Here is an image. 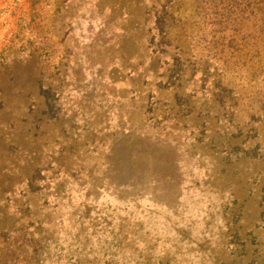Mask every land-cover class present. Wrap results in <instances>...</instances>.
<instances>
[{"label":"rangeland","instance_id":"rangeland-1","mask_svg":"<svg viewBox=\"0 0 264 264\" xmlns=\"http://www.w3.org/2000/svg\"><path fill=\"white\" fill-rule=\"evenodd\" d=\"M262 36L233 0H0V264H264Z\"/></svg>","mask_w":264,"mask_h":264},{"label":"trees","instance_id":"trees-1","mask_svg":"<svg viewBox=\"0 0 264 264\" xmlns=\"http://www.w3.org/2000/svg\"><path fill=\"white\" fill-rule=\"evenodd\" d=\"M261 2L263 0H233V43L235 45L249 46L250 41L262 40L264 16L263 11H259ZM242 3L251 8L250 11H243ZM1 229L7 228L3 226Z\"/></svg>","mask_w":264,"mask_h":264}]
</instances>
